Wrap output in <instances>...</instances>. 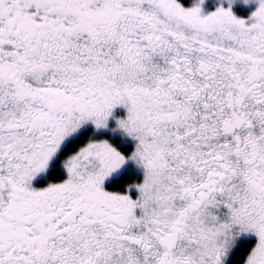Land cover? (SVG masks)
I'll return each mask as SVG.
<instances>
[{
  "label": "snow or ice",
  "instance_id": "6c2138e0",
  "mask_svg": "<svg viewBox=\"0 0 264 264\" xmlns=\"http://www.w3.org/2000/svg\"><path fill=\"white\" fill-rule=\"evenodd\" d=\"M205 4L0 0V264H264V0Z\"/></svg>",
  "mask_w": 264,
  "mask_h": 264
},
{
  "label": "trees",
  "instance_id": "16d2710c",
  "mask_svg": "<svg viewBox=\"0 0 264 264\" xmlns=\"http://www.w3.org/2000/svg\"><path fill=\"white\" fill-rule=\"evenodd\" d=\"M193 0H182V2L185 4V5H190L192 3ZM236 11L240 14H245L248 9L247 8H244V7H241V6H238L236 7ZM50 179H56V174L53 173L50 177ZM42 183L44 182L43 180L41 181ZM110 187H112V185H110Z\"/></svg>",
  "mask_w": 264,
  "mask_h": 264
},
{
  "label": "rangeland",
  "instance_id": "374dc122",
  "mask_svg": "<svg viewBox=\"0 0 264 264\" xmlns=\"http://www.w3.org/2000/svg\"><path fill=\"white\" fill-rule=\"evenodd\" d=\"M219 2H220V0H206L205 8L208 10H213L218 5ZM192 3H193V1H192ZM192 3L190 4V6L192 5ZM238 6L244 7L241 4H237V7ZM118 112H120V111L118 110Z\"/></svg>",
  "mask_w": 264,
  "mask_h": 264
},
{
  "label": "flooded vegetation",
  "instance_id": "af4514ba",
  "mask_svg": "<svg viewBox=\"0 0 264 264\" xmlns=\"http://www.w3.org/2000/svg\"><path fill=\"white\" fill-rule=\"evenodd\" d=\"M183 3V2H182ZM185 5V4H184ZM185 6H190V5H185ZM237 7V6H236ZM120 112H122V109L121 110H119ZM130 147V146H129Z\"/></svg>",
  "mask_w": 264,
  "mask_h": 264
}]
</instances>
